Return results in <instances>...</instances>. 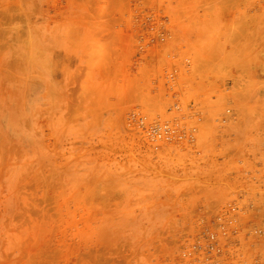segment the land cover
I'll return each mask as SVG.
<instances>
[{
    "label": "rangeland",
    "instance_id": "374dc122",
    "mask_svg": "<svg viewBox=\"0 0 264 264\" xmlns=\"http://www.w3.org/2000/svg\"><path fill=\"white\" fill-rule=\"evenodd\" d=\"M231 202L264 209V0H0V264H179Z\"/></svg>",
    "mask_w": 264,
    "mask_h": 264
},
{
    "label": "built area",
    "instance_id": "2783aa9c",
    "mask_svg": "<svg viewBox=\"0 0 264 264\" xmlns=\"http://www.w3.org/2000/svg\"><path fill=\"white\" fill-rule=\"evenodd\" d=\"M154 142H185L187 133L174 121H154ZM186 241L179 264H264V209L231 202Z\"/></svg>",
    "mask_w": 264,
    "mask_h": 264
}]
</instances>
